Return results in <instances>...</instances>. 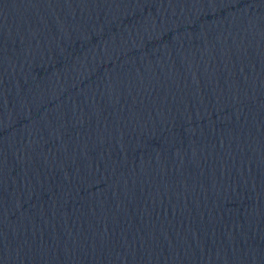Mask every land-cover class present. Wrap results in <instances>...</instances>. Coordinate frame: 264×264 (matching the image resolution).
Masks as SVG:
<instances>
[{
    "label": "water",
    "instance_id": "1",
    "mask_svg": "<svg viewBox=\"0 0 264 264\" xmlns=\"http://www.w3.org/2000/svg\"><path fill=\"white\" fill-rule=\"evenodd\" d=\"M0 264H264V0H0Z\"/></svg>",
    "mask_w": 264,
    "mask_h": 264
}]
</instances>
